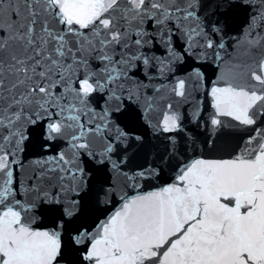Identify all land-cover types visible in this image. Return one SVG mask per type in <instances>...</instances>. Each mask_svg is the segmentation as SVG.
I'll return each instance as SVG.
<instances>
[{"label": "snow or ice", "instance_id": "obj_1", "mask_svg": "<svg viewBox=\"0 0 264 264\" xmlns=\"http://www.w3.org/2000/svg\"><path fill=\"white\" fill-rule=\"evenodd\" d=\"M0 264H264V0H0Z\"/></svg>", "mask_w": 264, "mask_h": 264}]
</instances>
